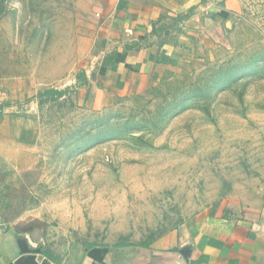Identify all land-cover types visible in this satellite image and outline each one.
I'll use <instances>...</instances> for the list:
<instances>
[{
	"label": "rangeland",
	"instance_id": "rangeland-1",
	"mask_svg": "<svg viewBox=\"0 0 264 264\" xmlns=\"http://www.w3.org/2000/svg\"><path fill=\"white\" fill-rule=\"evenodd\" d=\"M227 22L211 21L199 64L95 109L76 79L106 41L83 0H0V109L30 110L42 133L22 184H0V226L137 244L234 193L264 194V1ZM50 88L61 93L41 98Z\"/></svg>",
	"mask_w": 264,
	"mask_h": 264
},
{
	"label": "crops",
	"instance_id": "crops-1",
	"mask_svg": "<svg viewBox=\"0 0 264 264\" xmlns=\"http://www.w3.org/2000/svg\"><path fill=\"white\" fill-rule=\"evenodd\" d=\"M250 1L83 0L106 48L76 79L80 102L110 107L128 93L199 64L217 43L211 21L227 25ZM10 107L0 109V184L19 187L31 166L24 154L38 146L42 133L30 110ZM14 222L0 226V264H16L20 238L40 248L39 259L50 264H264L261 192L234 193L153 241L137 244H46L17 231L14 224L20 221Z\"/></svg>",
	"mask_w": 264,
	"mask_h": 264
},
{
	"label": "water",
	"instance_id": "water-1",
	"mask_svg": "<svg viewBox=\"0 0 264 264\" xmlns=\"http://www.w3.org/2000/svg\"><path fill=\"white\" fill-rule=\"evenodd\" d=\"M21 256L17 259L16 264H50L39 259L40 248H33L28 244L26 238H20Z\"/></svg>",
	"mask_w": 264,
	"mask_h": 264
},
{
	"label": "trees",
	"instance_id": "trees-1",
	"mask_svg": "<svg viewBox=\"0 0 264 264\" xmlns=\"http://www.w3.org/2000/svg\"><path fill=\"white\" fill-rule=\"evenodd\" d=\"M59 93H61V91H59L57 89H54V88H50V89H47L44 92H42L40 94V97L41 98H43V97H45V98H53L52 95L59 94Z\"/></svg>",
	"mask_w": 264,
	"mask_h": 264
}]
</instances>
